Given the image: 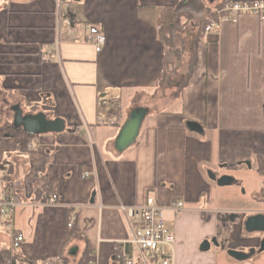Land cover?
<instances>
[{"label": "crops", "instance_id": "crops-1", "mask_svg": "<svg viewBox=\"0 0 264 264\" xmlns=\"http://www.w3.org/2000/svg\"><path fill=\"white\" fill-rule=\"evenodd\" d=\"M181 1L0 2V96L65 124L61 133L33 137L0 131V199L16 188L22 260L79 264L90 252L93 264H121L116 255L132 234L121 207L154 198L186 206L177 221L168 214L175 264H264V235L245 229L249 217L264 214V22L248 16L203 35L193 58L176 54L178 73L158 87L166 53L160 13ZM90 26L104 35L100 53L87 41ZM167 90L168 103L151 111L145 102H161ZM136 108L149 112L136 142L119 153L115 140ZM210 173L234 182L221 187ZM53 195L56 206L48 205ZM70 213L76 222L68 239ZM10 244L1 227L0 262ZM251 250L242 261L229 255Z\"/></svg>", "mask_w": 264, "mask_h": 264}, {"label": "built area", "instance_id": "built-area-1", "mask_svg": "<svg viewBox=\"0 0 264 264\" xmlns=\"http://www.w3.org/2000/svg\"><path fill=\"white\" fill-rule=\"evenodd\" d=\"M3 0H0V2ZM217 5V4H216ZM217 19L211 21L205 34L218 32L225 22L238 23L241 18L254 16L264 22V0L226 1L212 9ZM64 23L69 24L66 19ZM65 30V28H63ZM87 41L93 44L97 53L102 52L104 35L96 26H90L86 35ZM58 42L53 51L61 45ZM110 124L117 122L109 120ZM89 177L85 174L84 178ZM57 195L48 200V205H57ZM18 207L16 188L11 186L0 199V228H4L11 236L9 259L7 264H67L62 258L44 260H22L18 252L25 242V236L16 229L15 215ZM185 203L173 200L167 206L160 205L154 198H148L144 204L133 207L122 206L121 211L129 221L131 238L123 242L118 260L121 264H175L176 236L168 220V214L174 221L179 220L185 210ZM76 222V215H69L68 227Z\"/></svg>", "mask_w": 264, "mask_h": 264}, {"label": "water", "instance_id": "water-1", "mask_svg": "<svg viewBox=\"0 0 264 264\" xmlns=\"http://www.w3.org/2000/svg\"><path fill=\"white\" fill-rule=\"evenodd\" d=\"M208 3L214 4L224 0H207ZM225 1H241V0H225ZM147 108H136L132 110L129 115V118L125 125L120 130L116 140H115V149L117 152L122 153L130 148L137 140L144 119L148 114ZM16 128H21L29 135H42V134H50V133H61L65 129V124L62 120L50 121L44 114H27L22 116L19 114L16 118V122L14 123ZM187 127L190 131L201 133V127L194 123L189 122ZM209 176L216 180V176L212 173ZM217 184L221 187L231 185L234 182V179L230 177H222L219 180H216ZM236 219L234 216L233 221ZM245 229L249 234H258L264 235V214H257L255 216L249 217L245 222ZM213 244L218 246V242L216 239L212 241ZM210 249V242H204L201 246L202 252H207ZM260 250L264 251V239L261 242ZM255 253V250H251L249 254H244L242 252L229 251V255L237 260H246L251 255Z\"/></svg>", "mask_w": 264, "mask_h": 264}, {"label": "trees", "instance_id": "trees-1", "mask_svg": "<svg viewBox=\"0 0 264 264\" xmlns=\"http://www.w3.org/2000/svg\"><path fill=\"white\" fill-rule=\"evenodd\" d=\"M194 1H197V6L199 8V11L204 9V5L201 2H198V0H182L176 6L164 8L160 13L159 22H158L159 23L158 24V35H159L160 41L166 47V53L164 55V63H163L162 72H161V75H160V78L158 81V87H161L164 84L168 73H170L172 70V64H171V60H170L172 55L178 53L177 50L175 51V53L173 51L175 48V45H174V29L181 26V22L183 19V16L179 15V11L182 8L187 7L188 5L192 4ZM224 2H226V1L224 0V1L217 2L216 6L222 5ZM207 3H208V1H207ZM208 4L213 5L210 3H208ZM206 13L207 14H205V16L202 17L198 23V33H197L198 35L195 39V43L193 44L194 49L197 48V46L199 45L203 35H205V29L208 26V24L211 21L217 19V15L214 12H212L211 10L207 9ZM195 57H196V53H195ZM194 69L195 68L192 67V69L190 71L191 74L194 73V71H195ZM188 85H189V80L186 82V84L179 87L180 93H183L185 91V89L188 87ZM4 132L5 133L8 132L13 136L22 135L25 137H33V135H29L25 131L12 128L11 126H9V128H7L5 131H1V133H4ZM258 161H259V170L261 172H264V155H260L258 157ZM67 229L69 230V235H68V239H69L73 234L74 226L69 228L68 224H67ZM4 254H5L4 258H3L2 262H0V264H7V262H8V259L10 256L9 250ZM116 258L118 259V253L116 255ZM93 263L94 262H93V259L91 258L90 252H86L84 257L82 258V260L79 262V264H93Z\"/></svg>", "mask_w": 264, "mask_h": 264}, {"label": "rangeland", "instance_id": "rangeland-1", "mask_svg": "<svg viewBox=\"0 0 264 264\" xmlns=\"http://www.w3.org/2000/svg\"><path fill=\"white\" fill-rule=\"evenodd\" d=\"M198 2H201L204 5V9L199 11V8L197 6V1H194L192 4L188 5L187 7L182 8L179 11V15L183 16L182 22H181V26H179L178 28L174 29V53L177 50L178 52H180V54H182L184 51L187 50V52H190V54H192V58L194 55V47L193 44L195 43L194 38H195V34L198 33V23L200 21V19L202 17L205 16L206 10L208 9L209 6L213 7L216 6V4L213 5H209L207 3L206 0H198ZM189 56V55H188ZM174 57V61L172 62ZM176 57H178V55L173 54L171 57V64L176 65L177 61H179V59H176ZM190 56V62L193 64V59ZM186 63V67H187ZM181 65L178 67V69H180ZM178 69L177 68H173L171 72H173L175 70V72L178 73ZM177 73L173 74L175 80H179L180 79V75ZM172 77V76H171ZM165 85H169V81H165L164 82ZM166 96H164V99L160 98L161 102L158 103V101H154V104H151L152 101L150 102H145L146 105H149L151 107V111L152 109H159V107H163V105H166L168 103V97H170V91H166L165 92ZM126 97V103L128 105L129 102H127V99L129 97V94L127 93L125 95ZM167 97V98H166ZM146 101V100H145ZM138 104V103H137ZM155 105V106H153ZM156 107V108H155ZM233 187L235 188H240L241 191H244V186L242 185V183H237L233 185ZM176 236V235H175ZM177 243V241H176ZM175 249H176V245H175Z\"/></svg>", "mask_w": 264, "mask_h": 264}, {"label": "flooded vegetation", "instance_id": "flooded-vegetation-1", "mask_svg": "<svg viewBox=\"0 0 264 264\" xmlns=\"http://www.w3.org/2000/svg\"><path fill=\"white\" fill-rule=\"evenodd\" d=\"M30 113L33 115L41 114L33 110L28 113L20 105L12 104L11 100L6 96H0V131H5L9 126L16 128L14 123L16 122L17 116L19 114L25 116Z\"/></svg>", "mask_w": 264, "mask_h": 264}]
</instances>
